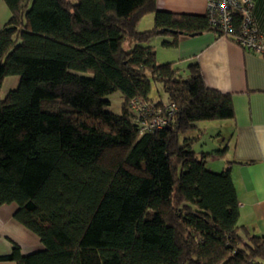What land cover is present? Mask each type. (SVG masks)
<instances>
[{
	"label": "trees",
	"instance_id": "1",
	"mask_svg": "<svg viewBox=\"0 0 264 264\" xmlns=\"http://www.w3.org/2000/svg\"><path fill=\"white\" fill-rule=\"evenodd\" d=\"M1 1L10 15L0 29V207L14 205V222L42 249L22 255L14 245L0 261L263 264L264 238L238 224L229 169L206 167L226 147L192 149L197 123L234 119L230 95L209 89L196 62L157 63L150 45L203 33L236 43L239 12L225 35L207 11H158L155 0ZM149 14L153 27L138 31ZM9 77L17 86L2 96ZM151 81L166 102L150 99ZM116 92L119 113L107 98ZM135 101L152 117L171 103L174 120L141 132Z\"/></svg>",
	"mask_w": 264,
	"mask_h": 264
},
{
	"label": "crops",
	"instance_id": "2",
	"mask_svg": "<svg viewBox=\"0 0 264 264\" xmlns=\"http://www.w3.org/2000/svg\"><path fill=\"white\" fill-rule=\"evenodd\" d=\"M155 5L158 11L175 14L203 16L207 11L205 0H155ZM144 18L149 20L148 28L141 25ZM252 18L258 35L264 37V0H254ZM152 27L153 15L149 14L140 20L137 29L142 32ZM152 40V43L161 40L162 44L171 38ZM152 43L150 45L155 47ZM164 49L167 53L162 55L168 54L165 63H174L184 71L196 62L209 89L230 95L234 119L224 121L228 133L218 144V147H226V153L222 159L209 160L213 170L229 169L238 201V224L243 232L264 238V57L244 50L226 37L218 38L214 33L183 36L177 47ZM6 82L8 86L4 89ZM17 83L16 77L7 78L1 95L15 88ZM15 210L14 205L0 207V257L9 255L14 245L22 255L42 249L36 237L14 222ZM0 264L15 262L0 261Z\"/></svg>",
	"mask_w": 264,
	"mask_h": 264
},
{
	"label": "built area",
	"instance_id": "3",
	"mask_svg": "<svg viewBox=\"0 0 264 264\" xmlns=\"http://www.w3.org/2000/svg\"><path fill=\"white\" fill-rule=\"evenodd\" d=\"M207 3V15L212 26L218 27L225 35L232 33L233 12H239L241 16V33L235 38L236 43L244 50L253 52L264 57V37L257 34L253 26L251 9L253 0H205ZM151 105L134 102L132 110L136 120L141 126V132L157 131L165 128L174 120L176 107L173 104H163V115L156 113L152 117ZM149 121H143L145 116Z\"/></svg>",
	"mask_w": 264,
	"mask_h": 264
},
{
	"label": "rangeland",
	"instance_id": "4",
	"mask_svg": "<svg viewBox=\"0 0 264 264\" xmlns=\"http://www.w3.org/2000/svg\"><path fill=\"white\" fill-rule=\"evenodd\" d=\"M10 15L9 10L5 6V4L0 0V27L8 20ZM148 18H144L141 25L143 28H148L150 26V23H148ZM152 26V25H151ZM154 41V40H152ZM152 42L150 41V44ZM152 45L155 47L156 51V61L159 64H165V62L168 60L167 55H162V53H167V49L162 48L161 46V40H158L157 42H153ZM124 47L126 49H129L131 47V44H124ZM158 52V53H157ZM8 82H6L4 89H6V86ZM149 97L153 101H163L166 102L167 96L163 91L162 85L158 82L151 81V89L149 93ZM108 100L110 101V110L113 113H119L120 112V105L122 102V99L120 97L119 93H113L109 95ZM224 121H204L197 123V131L192 134V149L197 153H208L212 150L218 149V144L220 143V139H222L223 136L227 135L228 131L225 126H223ZM217 144V145H216ZM206 167L209 170H213V164L210 160L207 161ZM217 169V168H216ZM218 170V169H217ZM215 172V169L213 170ZM262 260V263L264 264V260Z\"/></svg>",
	"mask_w": 264,
	"mask_h": 264
}]
</instances>
